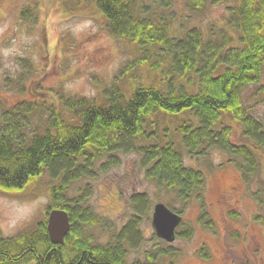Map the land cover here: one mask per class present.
<instances>
[{
    "label": "trees",
    "instance_id": "16d2710c",
    "mask_svg": "<svg viewBox=\"0 0 264 264\" xmlns=\"http://www.w3.org/2000/svg\"><path fill=\"white\" fill-rule=\"evenodd\" d=\"M93 2L109 32L139 49L137 59L118 75H131L129 87L115 82L102 98L38 87L32 100L0 103V188L23 189L49 178L47 215L15 236L0 228V264H139L130 263L128 254L144 240L145 193L132 197L134 213L104 243L89 231L111 227L87 203L90 185L69 195L73 183L94 175L97 161L118 164V152L140 154L146 178L175 195L181 209L166 205L180 215L197 199L199 220L208 228L214 223L204 197L206 173L186 163L184 152L200 157L217 148L231 156L229 162L237 164L248 184L264 163V122L244 99L245 90L258 85L264 100V0H186L195 13L226 5L227 16L208 31L176 28L173 0ZM28 12L24 9L22 16ZM142 68L147 79L133 73ZM234 124L244 141L234 140ZM253 194L264 197V183ZM53 209L70 216L71 229L62 244L53 243L48 232ZM179 227L177 237L192 236V227ZM199 253L208 257L204 247ZM178 256L172 245L157 243L142 264H160L162 258L168 259L165 264H178Z\"/></svg>",
    "mask_w": 264,
    "mask_h": 264
},
{
    "label": "rangeland",
    "instance_id": "374dc122",
    "mask_svg": "<svg viewBox=\"0 0 264 264\" xmlns=\"http://www.w3.org/2000/svg\"><path fill=\"white\" fill-rule=\"evenodd\" d=\"M173 1L176 28L198 26L208 31L211 24L227 16L224 4L195 13L186 7V0ZM24 9L29 10L25 17ZM138 56L134 43L109 32L93 0H0L2 105L15 106L32 100V91L38 87L56 89L66 96L102 98L105 89L115 82L129 87L131 75L121 79L118 75ZM133 73L141 79H147L149 74L143 68ZM258 90V85L250 86L244 99L252 113L264 122V100ZM234 127V140L244 141L238 126ZM184 155L186 163L206 173L204 197L214 223L213 228H208L200 222L201 205L193 198L181 214L184 223L179 227L193 228L189 238L176 236L168 242L157 236L152 223L154 206L159 202L178 209L182 206L173 193L146 178L136 152H118V164L104 165L106 158L97 161L94 175L73 183L69 195L90 185L87 203L111 226L106 230L100 225L89 229L100 243L109 241L128 222L134 213V195L148 196L149 208L140 224L144 240L129 252L130 263H145L146 251L158 243L163 247L172 245L179 251L178 264H264V197L253 194L264 183V163L248 184L237 164L229 162L231 156L217 148L200 157H191L188 152ZM48 182L45 175L23 189L0 188V228L5 235L15 236L30 229L47 215ZM202 247L207 250V258L199 253ZM167 261L162 258L160 264Z\"/></svg>",
    "mask_w": 264,
    "mask_h": 264
},
{
    "label": "water",
    "instance_id": "95a60500",
    "mask_svg": "<svg viewBox=\"0 0 264 264\" xmlns=\"http://www.w3.org/2000/svg\"><path fill=\"white\" fill-rule=\"evenodd\" d=\"M182 219V215L172 210L163 202H159L154 206L153 227L157 235L168 242L176 239V230L181 224ZM47 228L53 243H64L71 229L69 214L63 209L49 211Z\"/></svg>",
    "mask_w": 264,
    "mask_h": 264
},
{
    "label": "flooded vegetation",
    "instance_id": "af4514ba",
    "mask_svg": "<svg viewBox=\"0 0 264 264\" xmlns=\"http://www.w3.org/2000/svg\"><path fill=\"white\" fill-rule=\"evenodd\" d=\"M229 198H232V195L230 194L229 195ZM228 199V198H227ZM227 199H225L226 201L225 202H227L228 203V200Z\"/></svg>",
    "mask_w": 264,
    "mask_h": 264
},
{
    "label": "bare ground",
    "instance_id": "6f19581e",
    "mask_svg": "<svg viewBox=\"0 0 264 264\" xmlns=\"http://www.w3.org/2000/svg\"><path fill=\"white\" fill-rule=\"evenodd\" d=\"M48 218V217H47ZM47 221H48V219H47Z\"/></svg>",
    "mask_w": 264,
    "mask_h": 264
}]
</instances>
